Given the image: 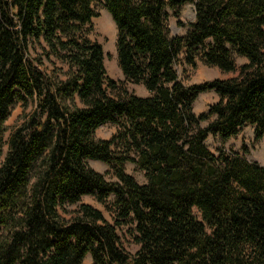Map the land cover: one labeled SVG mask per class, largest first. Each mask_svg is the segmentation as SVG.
Masks as SVG:
<instances>
[{"label": "trees", "instance_id": "1", "mask_svg": "<svg viewBox=\"0 0 264 264\" xmlns=\"http://www.w3.org/2000/svg\"><path fill=\"white\" fill-rule=\"evenodd\" d=\"M94 1L0 0V137L16 102L37 103L0 166V264H83L88 254L94 264H264V166L206 144L248 125L264 139V0H104L124 75L150 92L119 97L108 93L119 86L103 45L84 35ZM187 3L196 19L172 37L166 8ZM233 52L247 58L236 77L185 85L175 69L182 56L236 71ZM211 90L220 100L197 115L194 102ZM107 122L117 132L96 138ZM85 195L110 207L113 222L88 203L62 215ZM125 224L134 254L121 246Z\"/></svg>", "mask_w": 264, "mask_h": 264}, {"label": "rangeland", "instance_id": "2", "mask_svg": "<svg viewBox=\"0 0 264 264\" xmlns=\"http://www.w3.org/2000/svg\"><path fill=\"white\" fill-rule=\"evenodd\" d=\"M93 7L96 11V16L92 19L90 24L85 26L84 35L91 41L99 42L103 45L107 76L114 79L119 86L116 90L108 88V93L116 97L131 93L140 96H149L150 92L143 84L135 83L127 79L124 75L119 63L117 50L119 30L114 18L105 5V1H94ZM194 7V3H187L175 10L170 7L166 8L165 23L170 36L173 37L187 33L190 24L196 19ZM182 58L181 56L176 62L175 69L179 75V79L185 85L199 84L214 79L236 77L239 74L241 66L247 62L246 57L233 52L237 70L226 72L217 66L207 65L200 59L197 60L196 66H191L186 64ZM46 66L52 70L55 76L63 77L62 72L58 71L51 63L47 62ZM58 67H60L59 64ZM219 100L220 96L214 90L203 92L194 102L193 110L197 115L207 112L210 106L217 103ZM36 107V101L29 99L26 103L18 101L11 108L10 115L5 122V131L0 137V166L9 151L8 140L11 133L30 117ZM214 118L215 116L208 121H201V126L206 127ZM117 130V124L107 122L97 128L94 135L96 138L109 139ZM206 144L214 153L219 151L239 153V155L248 162L264 166V139L256 138L255 129L252 125L245 126L237 136L227 140H222L220 137L210 134L206 139ZM87 162L91 167L105 174L108 180L114 181L117 179L109 164L97 159H88ZM125 170L127 173L133 175L140 184L147 183L148 178L146 172L140 170L135 163L126 162ZM82 203H88L101 209L105 217L113 222V214L110 207L100 203L93 195H85L82 197L81 202L66 206L65 209L61 210L62 215L67 219L73 218ZM132 228L130 224L121 225L117 228L121 238V246L129 254H134L140 247L134 240L131 231ZM83 264H94L91 254L86 256Z\"/></svg>", "mask_w": 264, "mask_h": 264}, {"label": "water", "instance_id": "3", "mask_svg": "<svg viewBox=\"0 0 264 264\" xmlns=\"http://www.w3.org/2000/svg\"><path fill=\"white\" fill-rule=\"evenodd\" d=\"M195 11H196V8L194 7ZM196 14V13H195Z\"/></svg>", "mask_w": 264, "mask_h": 264}]
</instances>
